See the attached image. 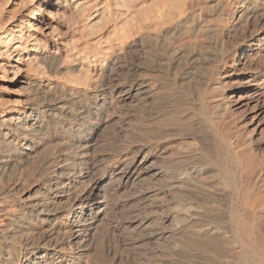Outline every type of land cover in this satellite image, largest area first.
Segmentation results:
<instances>
[{
	"label": "bare ground",
	"instance_id": "6f19581e",
	"mask_svg": "<svg viewBox=\"0 0 264 264\" xmlns=\"http://www.w3.org/2000/svg\"><path fill=\"white\" fill-rule=\"evenodd\" d=\"M53 1L9 22L0 4L1 65L29 90L0 102V264H264V0ZM45 12L67 38L40 39ZM127 103L133 135L106 151ZM128 185L135 216L108 221Z\"/></svg>",
	"mask_w": 264,
	"mask_h": 264
},
{
	"label": "rangeland",
	"instance_id": "374dc122",
	"mask_svg": "<svg viewBox=\"0 0 264 264\" xmlns=\"http://www.w3.org/2000/svg\"><path fill=\"white\" fill-rule=\"evenodd\" d=\"M55 1L56 0H54L53 2H55ZM124 1H123V4L125 3ZM160 1L162 2V0H157L156 2L154 0L153 1L148 0L146 2V4L143 5V6L146 5L145 7L141 6L139 8L136 6L137 8L135 7V13H136V9H137V13H141L143 11L149 12L150 9L151 10L154 9L155 6L160 3ZM163 1H165V0H163ZM4 2H7V0H0V4H3ZM32 2H33V0H9V2H7V7L11 13H10V17L7 19L8 22L10 21L11 17L15 18V17L20 16L22 14L28 13L29 9H31V10L29 11L28 14L31 15V12L36 9V7H34V5H32ZM126 3H125L126 7L129 6L127 1H126ZM166 3H167V0H166ZM125 4H124V6H125ZM147 7H148V9H147ZM141 8H143V11ZM133 9H131V10H133ZM71 11L72 10H71L70 6H68L63 10V13L65 15H69L71 13ZM137 13L135 16L138 15ZM78 15L75 14V16L77 18H78ZM111 18L114 21L111 20ZM136 18L133 20L135 21ZM61 19L62 18H60V17H51L48 13L45 12L44 16L40 19V22L37 24V27H36V29H37L36 33L40 37V39H43V37L40 35L41 29L45 30L46 28H47V31L51 30L56 34H60V37H62V39L67 38V36H68L67 31L68 30H67V27H66L64 21H62ZM117 20H119V18L117 16L116 17H112V16L109 17L108 14L103 13L99 17V20L95 24H93V26L90 29V30H92L91 33L93 35V37H91L92 35L90 36L91 39L96 38L98 36H102V38L105 39L106 36H108V34L111 35L113 33V31L115 30V24L118 22ZM133 20L131 19V21L130 20L129 21L132 22ZM105 42H106L105 45L103 47H101V48H103L104 52L100 53V55L96 59H94L91 62V64L80 63V61H77V63L79 62V65H78L79 69L75 70V72L73 71V74L75 73L80 78L85 79V80L96 78L97 74L100 73L102 71V68H103L101 66V61H102L103 57H106L105 55H107V54H105V52H106L105 50H107L105 48H108V46L110 45L108 40L105 39ZM51 46L49 47L51 50L56 49V47H54V46L51 47ZM56 50H59V49H56ZM101 52H102V50H101ZM2 62H3L2 57H0V102H2V101H4V102L14 101V102L24 103V101H23L24 96L29 92L26 85L24 83H20V80H19V79H21V77H25V75H26V70H24V66H21L20 69L17 70L15 68V66L18 65L17 62L13 61L12 62L13 64L6 63V64L1 65ZM5 66H6V71H5V73H3L2 67H5ZM78 70H79V72H77ZM236 77H237V75H232L230 77V80L234 81V79ZM23 79H25V78H23ZM128 111H129V114L126 115V112H128ZM112 114H113V118H114L112 121V124H111L112 130L107 131L101 137V140H103L105 142L107 141L106 144L108 146L106 145L107 147H105L106 151L109 149H110V151L117 150L118 147L124 146V144L129 142L132 135H133V131L135 130V126H136L133 112L130 110L128 103H127V105H123L121 108L114 109L112 111ZM125 140H127V142ZM40 156L42 157L43 155L42 154L37 155L36 157H34L35 159L32 158L31 160H29L28 163L22 162L19 169H17V171L13 172L15 175V178H17V177L19 178L20 175L23 178L31 176L32 175L31 173H33L34 168L36 166H38V163H40V161H41ZM37 161H39V162H37ZM32 164H33V166H32ZM31 169H33L32 172H30ZM19 172H21V173H19ZM21 176H20V178H21ZM28 180H30V179H28ZM35 182L36 181L31 180L30 184L34 185ZM124 191L122 192L123 195H121V198L119 200L121 203L116 208V211L118 214V215L116 214V216L118 218L117 217L114 218L112 215H110V216H108V221H112L114 219V220H118V221L124 223V222H127L128 220L132 219L135 216L134 212L130 211V210H133L135 208L134 203H136L134 201V198H133V196H134L133 188L131 185H128ZM130 208H132V209H130ZM125 211H127V212H125Z\"/></svg>",
	"mask_w": 264,
	"mask_h": 264
}]
</instances>
